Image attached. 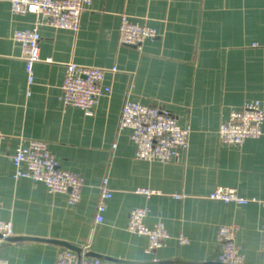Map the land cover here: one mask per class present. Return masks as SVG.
<instances>
[{"label": "crops", "instance_id": "1", "mask_svg": "<svg viewBox=\"0 0 264 264\" xmlns=\"http://www.w3.org/2000/svg\"><path fill=\"white\" fill-rule=\"evenodd\" d=\"M122 15L157 37L141 49L121 46ZM38 22L0 0V218L14 229L0 260L55 264L73 247L111 264H220L218 232L232 227L244 264H264V124L260 138L242 145H224L218 135L233 111L254 101L264 110V0H92L77 32ZM36 27L40 61L30 84L14 34ZM71 63L118 69L106 74L111 93L92 115L61 101ZM126 100L169 111L190 129L188 149L166 163L137 159L130 130L119 128ZM30 140L46 143L61 169L84 179L79 203L14 178L11 155ZM105 179L112 198L99 224ZM219 188L256 202L210 200ZM135 209L148 211V227L164 224L171 239L163 248L149 252V239L128 230Z\"/></svg>", "mask_w": 264, "mask_h": 264}, {"label": "built area", "instance_id": "2", "mask_svg": "<svg viewBox=\"0 0 264 264\" xmlns=\"http://www.w3.org/2000/svg\"><path fill=\"white\" fill-rule=\"evenodd\" d=\"M92 0H10L11 10L15 15L33 14L38 18V25L46 24L56 29L77 32L81 18ZM157 37L154 28L133 22L122 15L119 28L121 46L141 49L147 40ZM14 40L22 45L23 58L29 83L34 79V66L40 61L41 35L38 28L17 31ZM118 69L82 67L76 64L66 66L61 101L65 107H74L87 115H92L99 101L111 93L103 86L108 73H117ZM264 110L259 101L245 105L233 111L228 121L219 128L220 142L224 145H242L248 139H258L263 135ZM119 128L130 130L131 141L136 146V158L144 161L170 162L181 152L188 149L190 129L179 125L177 119L166 109L150 107L138 102L126 100L121 111ZM4 136L0 133V153ZM15 168V179H30L41 183L54 194H68L70 204L80 202L84 179L72 172L60 168L57 159L50 152L46 143L38 140L27 141L11 155ZM136 193L145 197L156 195V191L137 189ZM112 198L105 179L101 186V199L97 206L96 221L101 224L106 212V201ZM209 199L225 204L246 206L256 202L255 199L241 197L235 189H216ZM1 211V207H0ZM146 209H135L129 214L128 230L138 236L149 239L148 251L163 248L171 239L163 223L148 227ZM14 236L11 222L0 218V248ZM236 231L232 227H221L218 232V262L220 264H244L236 243ZM181 245L187 239L180 236ZM264 246V226L262 228ZM85 252L77 254L71 250H62L55 264H111L97 259H84ZM0 264H7L0 260Z\"/></svg>", "mask_w": 264, "mask_h": 264}, {"label": "water", "instance_id": "3", "mask_svg": "<svg viewBox=\"0 0 264 264\" xmlns=\"http://www.w3.org/2000/svg\"><path fill=\"white\" fill-rule=\"evenodd\" d=\"M70 250L71 251H74V252H77L78 254H80V251H78L77 249L73 248V247H70Z\"/></svg>", "mask_w": 264, "mask_h": 264}]
</instances>
